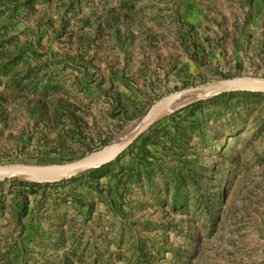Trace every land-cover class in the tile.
Returning <instances> with one entry per match:
<instances>
[{"label": "rangeland", "instance_id": "obj_1", "mask_svg": "<svg viewBox=\"0 0 264 264\" xmlns=\"http://www.w3.org/2000/svg\"><path fill=\"white\" fill-rule=\"evenodd\" d=\"M237 77H264V0H0V164L86 158ZM20 180L0 182V264H264V93L164 115L95 174Z\"/></svg>", "mask_w": 264, "mask_h": 264}, {"label": "water", "instance_id": "obj_2", "mask_svg": "<svg viewBox=\"0 0 264 264\" xmlns=\"http://www.w3.org/2000/svg\"><path fill=\"white\" fill-rule=\"evenodd\" d=\"M264 93V77H237L192 85L173 91L152 103L140 117L132 120L118 137L101 151L67 163L28 165L0 164V182L25 179L34 182H61L88 170H96L117 160L141 135L164 115L192 102L226 93Z\"/></svg>", "mask_w": 264, "mask_h": 264}, {"label": "trees", "instance_id": "obj_3", "mask_svg": "<svg viewBox=\"0 0 264 264\" xmlns=\"http://www.w3.org/2000/svg\"><path fill=\"white\" fill-rule=\"evenodd\" d=\"M244 93H247V92H244ZM223 95V94H222ZM221 96V95H220ZM218 97V96H217ZM216 97H212V98H209V100H214ZM176 115H174V117H175ZM106 166V165H105ZM104 167V166H103ZM102 168V167H101ZM101 168H99V169H96V170H92L93 171V173L95 174L98 170H100ZM15 181H22V180H20V179H15Z\"/></svg>", "mask_w": 264, "mask_h": 264}]
</instances>
